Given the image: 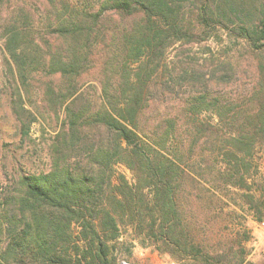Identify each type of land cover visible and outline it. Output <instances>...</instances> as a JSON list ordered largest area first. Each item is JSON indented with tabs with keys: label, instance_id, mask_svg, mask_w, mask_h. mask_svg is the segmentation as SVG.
Wrapping results in <instances>:
<instances>
[{
	"label": "trees",
	"instance_id": "obj_1",
	"mask_svg": "<svg viewBox=\"0 0 264 264\" xmlns=\"http://www.w3.org/2000/svg\"><path fill=\"white\" fill-rule=\"evenodd\" d=\"M30 1L0 0L12 8L7 62L27 93L28 78L44 76L47 112L39 113L59 126L47 169L0 182V264H122L136 242L176 264H223L210 215L227 196L224 186L251 188L264 150V78L256 112L244 116L252 125L215 142L219 168L206 158L192 166L169 150L178 125L172 110L187 118L193 146L202 131L196 114L226 116L235 98L225 88L238 80L233 63L188 60L183 47L226 29L264 50V0H39L45 29ZM173 48H183L178 62L169 59ZM95 67L93 97L83 77ZM12 106L30 137L38 115L22 104L19 88ZM120 163L135 172L134 182L125 174L115 182Z\"/></svg>",
	"mask_w": 264,
	"mask_h": 264
},
{
	"label": "rangeland",
	"instance_id": "obj_2",
	"mask_svg": "<svg viewBox=\"0 0 264 264\" xmlns=\"http://www.w3.org/2000/svg\"><path fill=\"white\" fill-rule=\"evenodd\" d=\"M30 8L35 13L36 24L45 29L46 20L40 14L43 11L40 1L31 0ZM189 11L187 7L186 12ZM11 16V7L0 6V182L12 177L17 171L39 172L47 169L50 163L48 146L59 126V122L57 123L54 119L44 121L39 113L47 112L42 100L44 80L40 79L44 76L28 78L27 88L30 91L27 93L20 78L17 77L13 62L10 66L7 62L9 55L5 49L4 31L6 23L11 21ZM183 48H186V51L182 55ZM183 48H173L168 54L169 59L178 62L177 54L180 53L188 60L205 62L210 66L227 60L233 63L236 71L237 84L234 83L225 88L226 92H232V95L228 97L230 101L235 98L227 105L226 116L222 119L214 109L202 110L195 115L194 120L202 129L199 134L201 140H198L196 145H192L189 131L183 127L187 118L179 114L177 108L172 110L173 115L178 118V125L169 150L173 151L177 148L185 162L192 166L194 162L198 161L202 164L207 159L213 167L219 168L218 159L220 158L217 155L219 149L214 145L215 142L219 145L223 144V138L234 134L241 124L250 127L251 121L244 120V116L248 112L255 113L260 99L263 98L261 93L259 91L256 93L255 90L256 86H260L259 81L264 78V50L253 48L238 35L229 36L226 29L215 31L214 35L203 43ZM136 65L137 63L132 65L134 70ZM83 78V88L89 89V94L96 97L94 87L89 86L97 83L96 78H100L99 70L95 67ZM18 88L22 92V104L38 115V119L30 126V137L26 138L22 136L20 122L12 106ZM167 112L169 109L160 110L162 114ZM233 116L239 117V122H235L232 119ZM210 128L214 130V133H210V131L213 132ZM257 159L258 165L248 178L251 188H240L229 184L224 186L223 192L227 196L225 195V199L219 202L218 211H211L210 216H215L209 224L211 244L223 264H264V240L258 227V222L264 219L263 149H259ZM120 174H125L131 182L135 181V172L123 163L116 166L115 182L118 181ZM246 192L251 195L252 201H248ZM260 215H262L261 218ZM137 247L154 251L152 247H143L136 242L132 255L125 259L138 264L142 255L139 254L140 248L135 249Z\"/></svg>",
	"mask_w": 264,
	"mask_h": 264
},
{
	"label": "crops",
	"instance_id": "obj_3",
	"mask_svg": "<svg viewBox=\"0 0 264 264\" xmlns=\"http://www.w3.org/2000/svg\"><path fill=\"white\" fill-rule=\"evenodd\" d=\"M138 248L140 247L135 249L138 250ZM139 254L142 256L138 264H175L173 261L164 260L157 252L152 251L151 249L140 248Z\"/></svg>",
	"mask_w": 264,
	"mask_h": 264
},
{
	"label": "built area",
	"instance_id": "obj_4",
	"mask_svg": "<svg viewBox=\"0 0 264 264\" xmlns=\"http://www.w3.org/2000/svg\"><path fill=\"white\" fill-rule=\"evenodd\" d=\"M258 227H259V229L261 230V236H262V238H263V240H264V219H262V220H260V221L258 222ZM263 253H264V248H263ZM122 264H136V263H133V262L127 260V259H124V260L122 261Z\"/></svg>",
	"mask_w": 264,
	"mask_h": 264
}]
</instances>
